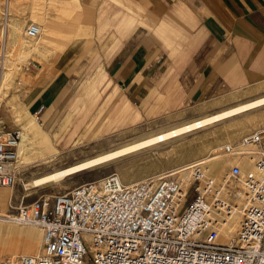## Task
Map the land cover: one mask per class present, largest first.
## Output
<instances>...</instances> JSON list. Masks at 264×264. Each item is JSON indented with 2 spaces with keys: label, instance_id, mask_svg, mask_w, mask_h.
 Segmentation results:
<instances>
[{
  "label": "built area",
  "instance_id": "built-area-1",
  "mask_svg": "<svg viewBox=\"0 0 264 264\" xmlns=\"http://www.w3.org/2000/svg\"><path fill=\"white\" fill-rule=\"evenodd\" d=\"M40 31L36 22L25 29L28 37ZM19 139L16 130H0V185L16 182ZM222 150L231 163L220 176L196 163L184 173L129 183L109 173L10 199L14 219L41 225L43 249L1 256L0 264H264V126ZM246 160L253 168L243 170ZM231 216L237 228L219 241Z\"/></svg>",
  "mask_w": 264,
  "mask_h": 264
},
{
  "label": "rangeland",
  "instance_id": "rangeland-1",
  "mask_svg": "<svg viewBox=\"0 0 264 264\" xmlns=\"http://www.w3.org/2000/svg\"><path fill=\"white\" fill-rule=\"evenodd\" d=\"M48 10L50 13H47V15L36 17L35 0H0V130H16L19 132V140H21V137L23 140V132L28 135L25 147L22 148V141L20 144L21 157L20 159L18 157L16 182L6 187L14 193L11 199L12 203H18L22 199L29 201L40 194L52 195L63 192L78 183L97 179L109 173H118L123 181L129 183L169 171L184 173L192 165L199 163L204 168L208 165L209 173L220 176L230 165V160L222 150V145L229 141H235L242 135L264 126V106L253 107L241 114L238 113L226 117V119L223 118L209 123L206 125L207 127H199L192 130L193 132L188 131V134L186 132L185 135L183 133L180 136L178 135L179 137L172 136L171 138L175 137L172 140L169 137L170 140L166 139L167 141L155 143L154 146L153 144H149V147L144 145L128 152L129 154L126 153L117 158H112V160H106L107 163H99V165L62 176L59 179L45 180L33 185L34 179L57 169L69 167L104 151L115 149L134 140L143 139L157 131L168 130L182 124L183 121L221 111L240 102L238 100L239 102L234 101L228 104L220 103L217 108L201 110L199 106L210 100V98L226 96L227 94L193 97L183 87L175 69V77L169 86L170 89L176 91L173 101L155 98V107L163 101L155 112L146 113L142 111L137 120L133 119L131 111L123 112L120 119L117 120L116 107L114 108L111 102L105 104L108 94L114 93L125 100L128 99L132 107L138 110L137 108H141L139 105L150 87L156 85L158 86L157 89H164V86L160 83L161 71L164 69L165 64L168 65L167 63L172 57L169 54L170 58H168L165 54L162 58L155 60V63L149 64L147 71H145L146 76L133 83L120 80L119 75L110 73L113 66L108 68L105 64L109 72V83L106 87L99 88L102 91V97L89 106L90 110L88 112L83 109L82 111L68 113L60 125L59 131L50 135L41 123L47 129L51 122L55 123L53 126L55 129L58 127V119L65 113L66 109H70L72 99L80 91L82 83L95 70L100 59L103 58L100 43L106 38L108 32L115 29V22H113L108 25L109 29L103 35L100 31L81 37L87 39V42L94 47V53L82 71L72 69L69 77L64 81H60L61 93L51 119L43 123L41 117L38 116V112L32 111L30 113L31 120L37 119L41 122L38 121L37 123L41 126L42 136L49 142V145L44 148L42 136L40 139L37 137L38 129L31 131L30 127L25 128V126H28V122L21 124L25 120L21 117L27 115L26 93H28L29 86L35 81V78H33V81L28 85L27 81L32 80L29 76L40 71L37 65L39 61L45 63L46 61H52L51 59L55 57L54 55L49 57L41 55V49H39L43 36H46L45 28L42 26L49 22V14L53 16L56 12L53 8H48ZM72 21L74 20H68V22ZM30 22L38 23L41 30L43 29L39 36L28 37L26 35L25 29ZM4 30L5 35H3ZM140 35L144 39L147 38L145 32H141ZM153 36H156V41L159 43L164 42V37L161 35L153 34ZM173 42L179 43L180 40L176 39ZM67 47L63 51H67ZM161 49L167 50L168 53L170 50L169 47ZM181 50L179 47L177 48V51ZM37 52L40 54H37ZM178 56H180V53ZM4 60L5 63H3ZM2 73L3 75H1ZM247 87H252V85ZM151 99L150 97V102ZM101 107L103 108L102 113L96 114ZM103 122L104 124L99 127ZM247 169H251V167L246 163L243 170ZM27 183L28 186L25 188L24 184ZM3 210V207H1L0 212L5 213ZM237 218V216L229 218L219 237L220 241H226L234 234L238 225ZM1 221L2 219L0 220V252L2 256L12 255V251L9 249L10 245H7L11 240L20 248H27L26 237L24 234H15V227L37 229L39 233L36 235L35 240L39 241L41 251L42 230L38 223L28 222L22 225L5 220L6 224H3ZM2 244H5V246Z\"/></svg>",
  "mask_w": 264,
  "mask_h": 264
},
{
  "label": "crops",
  "instance_id": "crops-1",
  "mask_svg": "<svg viewBox=\"0 0 264 264\" xmlns=\"http://www.w3.org/2000/svg\"><path fill=\"white\" fill-rule=\"evenodd\" d=\"M35 8L36 17L50 13L48 8L56 11L42 26L46 36L39 48L41 55L55 57L45 63L39 61L40 71L27 81L29 85L35 78L26 93L27 117L38 111L43 123L55 110L60 81L69 77L72 69L82 71L94 53V47L81 37L100 31L103 35L115 22V29L100 43L103 58L82 83L70 109L58 119V127L55 129L50 121L47 129L38 120L50 135L59 131L68 113L88 112L89 106L102 97L99 88L109 83L105 64L113 66L110 73L119 75L120 80L133 83L146 76L149 64L165 54L172 57L161 71L160 83L165 90L150 87L138 110L128 99L108 94L105 104L111 102L116 107L117 120L123 112L131 111L135 120L142 111L155 112L163 102L155 107V98L173 101L176 91L169 86L175 69L193 97L227 94L210 98L199 106L201 110L264 95V0H35ZM153 34L164 37V42L156 41ZM176 39L180 42H173ZM66 47L68 50L63 51ZM168 47L169 53L161 49ZM178 47L182 50L177 51ZM102 111L101 107L96 114Z\"/></svg>",
  "mask_w": 264,
  "mask_h": 264
},
{
  "label": "bare ground",
  "instance_id": "bare-ground-1",
  "mask_svg": "<svg viewBox=\"0 0 264 264\" xmlns=\"http://www.w3.org/2000/svg\"><path fill=\"white\" fill-rule=\"evenodd\" d=\"M41 31H40V33L37 36H39L41 34ZM3 35H5V30L3 31ZM3 63H5V60H4ZM1 75H3V73ZM262 105L264 106V95L258 96L257 98H254V99H250V100L239 102V103H237V104H235L233 106L227 107L226 109H223L221 111H216V112L209 113V114H206V115H203V116H199V117H196L194 119H191V120H188V121H185V122L183 121L182 124H180V125L178 124V126L172 127V128H170L168 130L157 131L155 133H152V134L148 135L147 137H145L143 139H140V140H137V141L134 140V141L128 142V143H126L124 145L116 147L115 149L104 151V152L99 153V154H97L95 156L86 158V159H84V160H82V161H80V162H78V163H76L74 165L69 166V167L57 169V170H55L53 172H50V173H48L46 175H43L42 177L34 179L33 180V182H34L33 185H36V184H38V183H40L42 181H45V180H50V179H54V178L55 179H57V178L59 179L62 176H66L68 174L70 175L71 173L78 172V171H81V170H85L86 168L88 169L89 167L91 168V166L93 167L94 165H97V164L99 165V163L100 164L105 163V162L107 163L108 160H112V158H115V157L117 158L118 156L124 155L126 153L129 154L128 152H131V151H133V150H135V149H137V148H139L141 146L148 145V147H149V144L150 145L153 144V146H154L155 143L157 144V143H159L161 141H165L166 139L170 140V138L172 136H178V135L180 136L182 133L186 134V132L188 134V131L195 130V129L199 128V127L202 128V127L206 126L207 124L212 123L214 121H217V120H220V119H223V118L226 119V117H229V116L231 117L232 115H235V114H238V113L241 114L242 112H245L248 109H251L253 107H259V106H262ZM21 118L22 119L25 118V120H26L25 122L26 123L28 122V124H27L28 126H25V128L30 127L31 131L38 129L39 132H38L37 137L40 139L41 136H42V130H40L41 126L37 123L38 121L36 119H32L31 120V117H27V115H24ZM27 137H28V135L25 132H23V140H22V137H21V140L19 141V144H18V156H19V159L21 157V151H20L21 141H22V144H21L22 148H24L25 144H26L25 141H27L26 140ZM173 138H175V137H173ZM173 138H171V140ZM42 140H43L44 148H46L49 145V142L43 136H42ZM55 154H57V153H55ZM55 154H53V155H55ZM229 160H230V163H231V159L230 158H229ZM246 163L249 164L251 168H253V165L250 162H248V160H246L244 162V164H246ZM244 164H242V168H243ZM207 166L204 168V170L208 172L209 168ZM24 185L26 186L25 188H27L28 183L24 184ZM6 187L7 186H5V185H0V208L3 207V209H4L3 211L5 212V213H2V216L0 217V220L2 219L1 222L3 224H6L5 220H10V221H13L15 223L25 225L28 222H25V221L19 220V219H14L11 214L6 212L7 202H8L9 199H12L13 195H14V193L10 192ZM228 220H227L225 226L227 225ZM7 222H9V221H7ZM39 226H40V228L42 230L41 225H39ZM14 233L18 234V235L24 234V236L27 239L26 240L27 241V248L26 249H23L22 247L20 248V246L15 244L12 240H11V242L9 240L10 243L7 244V245H10L9 249H10V251H12V254H18V253L38 254L39 252L42 251V249H43L42 248V242H40L41 243V251H40L39 243H38L39 241L35 240L36 235L39 233L37 229H32V228L20 229L18 227H15ZM221 233L219 234V237H220ZM2 234H3V232H2ZM219 237H218V240L220 241L221 239ZM2 245L5 246V244H2ZM1 256L2 255H1V252H0V257Z\"/></svg>",
  "mask_w": 264,
  "mask_h": 264
}]
</instances>
